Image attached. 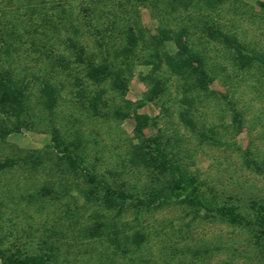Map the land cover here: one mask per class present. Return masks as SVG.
<instances>
[{"label":"rangeland","instance_id":"obj_1","mask_svg":"<svg viewBox=\"0 0 264 264\" xmlns=\"http://www.w3.org/2000/svg\"><path fill=\"white\" fill-rule=\"evenodd\" d=\"M263 5L264 0H225L215 7L202 0H0V48L8 52L1 66L14 70L25 87L30 113L26 127L0 140V251L17 258L51 254L50 264H264L247 229L194 216L185 204L118 216L97 201H85L83 176L66 171L60 152L48 148L56 129L78 145L85 165L100 179L140 196L156 186L159 174L132 160L137 134L160 135L168 158L196 177L204 195L251 211L253 201L264 200V172L248 167L242 155L264 163V74L256 64L240 69L232 50L209 39L203 24L264 54ZM128 26L142 30L143 37L124 63L118 52ZM158 26L186 29L212 77L207 91L186 92L183 79L157 58L176 52L171 41L154 45L150 37ZM70 41L96 63L105 57L99 45L107 46L108 61L124 71V91L110 79L98 85L87 80ZM45 83L56 89L51 113L42 104ZM13 120L0 113V125ZM109 221L121 249L111 242L113 234L87 233ZM137 231L145 235L139 248L123 243ZM206 247L219 250L192 257Z\"/></svg>","mask_w":264,"mask_h":264},{"label":"trees","instance_id":"obj_2","mask_svg":"<svg viewBox=\"0 0 264 264\" xmlns=\"http://www.w3.org/2000/svg\"><path fill=\"white\" fill-rule=\"evenodd\" d=\"M171 1L184 2V0ZM202 1L208 6L215 7L222 4L225 0ZM49 23L52 28L55 27V22ZM203 30H205L209 39L218 41L232 50L233 59L240 69L256 64L264 74V54L249 51L242 42L238 41L236 36H228L216 26L203 24ZM142 37V30L133 26L127 27L124 44L118 52L124 63L134 56L139 40ZM150 38L157 47L163 46L165 41L173 42L176 52L169 54L163 51L161 56L159 55L157 58L161 62H165L173 74L183 79V86L186 92L208 90L212 83V77L207 72L203 56L191 48L185 28L181 27L174 30L158 26ZM69 46L75 54L76 63L83 66L84 77L87 80L94 85H98L110 79L115 88L121 93L124 91L126 88V79L123 76L124 71L119 66H112V63L108 61L110 49L107 46L99 45L100 53L105 54L100 63H96L93 54L88 55L85 49L77 43L70 41ZM7 53V50L2 51V48H0V113L11 115L14 120L9 126L0 125V140H4L9 134L20 132L21 128L26 127L25 115L30 114L25 87L15 77L14 70L1 66V58L3 55L6 56ZM61 62L63 63L62 60ZM147 62L153 64V59H148ZM41 96L44 109L51 113L57 102L55 87L45 83L41 89ZM91 106L97 107L96 100L91 103ZM115 114L119 118L124 117V115H120L117 112ZM181 118L186 124L192 125L191 120L185 115H182ZM147 122H149L148 117H144V125ZM234 123L238 128L241 127L240 117L237 113L234 115ZM141 128L142 124L139 123L137 130L140 132ZM137 139L139 145L133 147L132 160L137 161V163L142 164L146 168L155 167L160 176H158L159 178L156 176V179H154L158 182L156 186L151 187L140 196L122 189H114L107 181L100 179L85 165L78 145L65 141L56 129L53 130L52 143L48 144V148L56 149L60 152L59 158L64 163L66 171L83 176L87 188L81 191L80 194L85 201H97L105 208L115 211L118 216L131 210L134 212L149 211L162 205L182 203L191 208L194 216H202L205 219L211 218L222 223L247 229L264 260V200L262 202L253 201L250 208L251 211L248 212H242L233 205L219 204L201 192L195 176L190 175L179 163L168 158L162 147L160 135L144 139L140 134H137ZM145 148H149L150 152L146 153L144 151ZM242 157L248 167H253L257 173L264 172L263 162H257L248 152H245ZM14 162L16 161L12 159L6 161V164L11 166ZM110 226L111 221L98 223V226L88 228L87 233L92 237L113 234L111 242L114 245L116 244V248L119 249L121 247V239L117 237L115 230L112 234L109 233L108 229ZM144 240L145 235L137 231L130 236H125L123 243L129 242L132 246L139 248ZM215 250L219 249L217 247L212 249L206 247L191 253V255L192 257H197L200 254H207ZM49 262H51V254L47 253L29 254L22 258H17L12 255L5 256L0 251V264H50Z\"/></svg>","mask_w":264,"mask_h":264}]
</instances>
